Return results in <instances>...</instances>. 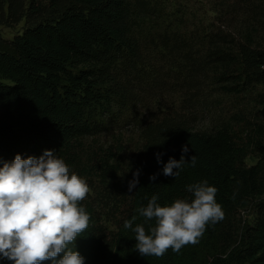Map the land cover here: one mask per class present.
Instances as JSON below:
<instances>
[{
    "label": "trees",
    "instance_id": "trees-1",
    "mask_svg": "<svg viewBox=\"0 0 264 264\" xmlns=\"http://www.w3.org/2000/svg\"><path fill=\"white\" fill-rule=\"evenodd\" d=\"M212 1L215 15L242 20L235 34L194 36L165 26L162 0H0V28L22 25L12 39L0 30V167L17 154L38 158L52 150L70 174H96L80 202L90 216L88 228L70 245L84 264H264V122L244 144L226 123L204 132L194 129L188 115L166 113L142 129L126 168L111 149L96 164L82 156L83 140L103 135L110 115L118 112L124 124L138 98L134 84L156 83L157 63L168 69L174 59L184 62L189 79L204 76L223 94L264 85V0ZM188 89L189 99L201 98V88ZM185 145V159L194 155L195 166L189 162L178 176L163 175ZM137 170L139 183L129 193ZM202 181L218 189L224 218L178 253L169 248L161 257L141 256L124 221L137 215L133 227L143 223L136 210L152 195L161 206L191 200L186 186ZM247 210L249 218L240 219Z\"/></svg>",
    "mask_w": 264,
    "mask_h": 264
},
{
    "label": "clouds",
    "instance_id": "clouds-1",
    "mask_svg": "<svg viewBox=\"0 0 264 264\" xmlns=\"http://www.w3.org/2000/svg\"><path fill=\"white\" fill-rule=\"evenodd\" d=\"M189 151L182 148L179 160L169 158L163 175L176 177L186 163L195 166L196 158L185 159ZM160 154H157L159 161ZM175 169V171H174ZM139 170L129 181L132 193L139 183ZM155 180L156 175L149 177ZM192 199H176L170 206H161L152 195L146 207L125 220L123 227L135 233V250L143 257L163 256L169 248L178 253L188 244H197L209 223L224 218L222 206L216 201L218 189L207 181L187 185ZM90 188L52 150L40 157L26 159L17 154L13 161L0 167V260L11 264H84V257L74 242L88 228L90 216L80 205ZM154 221V225L149 224ZM145 224H149L146 231ZM62 254V255H61ZM59 257V258H58Z\"/></svg>",
    "mask_w": 264,
    "mask_h": 264
},
{
    "label": "rangeland",
    "instance_id": "rangeland-1",
    "mask_svg": "<svg viewBox=\"0 0 264 264\" xmlns=\"http://www.w3.org/2000/svg\"><path fill=\"white\" fill-rule=\"evenodd\" d=\"M162 4V9L166 8L168 13L173 10L177 15L173 16L172 13L165 12L161 23L165 26L170 23L175 28L177 26L186 28L194 36L202 35L201 33H211L214 36L221 31L225 34H235V29L239 28L242 21L232 20L229 13L222 16L215 15L212 12L215 9L212 0H162ZM176 20L181 22L175 23ZM21 28L22 25H19L13 29L1 27L0 30L4 38L12 39L21 32ZM202 45L203 42H193L195 47ZM173 62L168 69L165 64L157 63L160 72L156 83L151 80L148 83L134 84V95L138 98L136 103L131 104L133 111L123 118L124 124L120 123L121 118L118 120V112H115L110 115V126L103 135L83 140L82 156L85 162L100 163L104 158L103 153L111 149L116 153L114 160L126 168L130 164L134 145L142 129L149 121L160 118L166 113L181 112L188 115L191 125L198 131L212 132L221 123H226L230 129L237 132L238 139L243 138L244 144L250 141L249 137L254 136V130L264 122V85L246 87L237 93L234 91L223 94L219 84L213 85L211 80L204 76L198 80H191L188 68L190 66L176 59ZM188 85L192 89L201 88V98L198 101L194 102L188 98ZM194 93L197 94V90ZM116 137H118L117 141ZM247 163L251 164L252 161L248 158ZM80 177L85 179L88 185L90 179L96 180V174ZM248 215L249 210L242 211L239 213V218L245 220L249 218Z\"/></svg>",
    "mask_w": 264,
    "mask_h": 264
}]
</instances>
